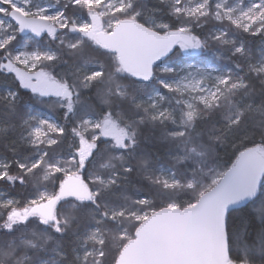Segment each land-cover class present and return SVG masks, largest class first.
I'll list each match as a JSON object with an SVG mask.
<instances>
[{
	"label": "snow or ice",
	"instance_id": "6c2138e0",
	"mask_svg": "<svg viewBox=\"0 0 264 264\" xmlns=\"http://www.w3.org/2000/svg\"><path fill=\"white\" fill-rule=\"evenodd\" d=\"M42 33L55 47L40 44ZM255 39L264 44V0H0V71L12 78L0 116L31 145L0 163V181L23 189L21 200L0 196V264H105L108 229L118 249L129 226L170 209L202 226L211 264H264V53L253 62ZM93 45L103 60L88 59ZM213 50L235 70L182 63ZM25 97L60 119L25 110ZM145 127L159 128L167 171L143 151ZM154 198L166 206L154 210Z\"/></svg>",
	"mask_w": 264,
	"mask_h": 264
},
{
	"label": "trees",
	"instance_id": "16d2710c",
	"mask_svg": "<svg viewBox=\"0 0 264 264\" xmlns=\"http://www.w3.org/2000/svg\"><path fill=\"white\" fill-rule=\"evenodd\" d=\"M156 3H157V0H149V7L155 6ZM207 23H208V26L211 27L213 24H218L219 22L210 19ZM27 39L28 38L26 36H23L21 34V36H20L21 44L23 42L27 41ZM71 39H72V37L69 36L66 39V43ZM38 41H40V44L42 46L51 44L53 47H55V45L58 43L57 41H53L47 35L44 36L43 38L39 39ZM96 47L97 46L93 45V48L89 49L88 59L100 58L101 60H103V57H100L99 52L94 50ZM250 48L252 50V55L254 57L253 62H255V59H258L261 56V54L264 53L263 52L264 51L263 50L264 44H262L259 39L251 40L250 41ZM222 54H226V53H222ZM197 55L199 57L203 58L205 61H210L212 63L218 64L219 66H221L223 68L228 69L231 67L234 69V66L232 65L231 61H229L227 59H221L220 55H218L214 50L213 51H204L202 53L198 52ZM65 59H67V57H65ZM61 67L62 66L58 65L57 68L55 69V71H59ZM10 87H12L11 76H9V74H7V73H3L2 71H0V93L6 92L7 89H9ZM257 87H259V86H257ZM21 91H27L29 96L32 95L30 90H23L22 89ZM164 91H167V90H164ZM256 102L259 103V98H257ZM21 103H22L23 107L25 108V110H36V111L46 112V113H49L50 115H54L55 118L60 119V116L58 113H52L45 105L40 104L39 102L28 101L27 97H25ZM173 103H175V102L173 101ZM177 116H179V112H177ZM0 130H4V131H0V157L1 158L7 157L8 159H11L13 146H15L17 148H31V145L24 144V142L21 140V138H20L21 137V129L20 128H17L15 130L8 129L7 125L4 122V118L2 116H0ZM143 132L148 135L147 140L143 139V136L141 137L143 151H145V152H147L153 156L154 160H156V164H157L158 168H163V169L169 168L170 161H169V157H168V154L166 151V146L157 139V137L160 134L159 128L152 130L149 127H145L143 129ZM24 134L26 135V133H24ZM13 141H15V145L12 144ZM6 144L8 145V147H5ZM10 174L14 175L16 173L12 172ZM133 184L136 188L142 189L143 191L149 190L147 182L137 183L136 180H133ZM0 196H3L5 198L15 197V199L21 200L23 198V189H20L18 187V182L16 184H11L10 182L6 184L4 181H0ZM180 199L186 200L187 197L181 196ZM154 204H155L154 210H157V211L161 207L166 206V204L159 198H154ZM248 207L251 208V205H249ZM64 210L65 211L68 210L67 205H65ZM241 214L242 213L239 210L234 212V215L237 219L240 217ZM0 222H2V221H0ZM138 226L139 225H137L135 227L129 226V234H130L131 238L133 237L134 232ZM106 234L108 236L107 243H108V247H109V255L107 257L105 264H113V255L119 256L122 248L131 238L121 241V246L118 249H115L114 248L115 241H113L111 239V237L113 235H119V234L114 233V231L112 229H108ZM73 239L74 238H72V237H68V238H65V240H64V244H65V247H66L68 253H71V249L73 246L72 245ZM234 254H242V252L238 253L236 250H234ZM29 255H31V253H29ZM41 258L45 259V260L51 259L52 254L50 252L49 253H43ZM70 258L74 259V254H72V256Z\"/></svg>",
	"mask_w": 264,
	"mask_h": 264
},
{
	"label": "water",
	"instance_id": "95a60500",
	"mask_svg": "<svg viewBox=\"0 0 264 264\" xmlns=\"http://www.w3.org/2000/svg\"><path fill=\"white\" fill-rule=\"evenodd\" d=\"M44 36L46 33L36 39ZM118 258L119 264H211L212 254L202 226L191 219L182 220L177 210L170 209L139 225Z\"/></svg>",
	"mask_w": 264,
	"mask_h": 264
},
{
	"label": "rangeland",
	"instance_id": "374dc122",
	"mask_svg": "<svg viewBox=\"0 0 264 264\" xmlns=\"http://www.w3.org/2000/svg\"><path fill=\"white\" fill-rule=\"evenodd\" d=\"M51 3H55V0H51ZM28 38V37H27ZM28 40V39H27ZM24 43V42H23ZM23 43L21 44V45H23ZM264 50V49H263ZM264 52V51H263ZM197 53L198 52H196V53H192V55H194L195 57H196V60L195 61H193V60H191V59H185V60H183L182 61V63H192V62H199L200 64H202V65H209V66H212V67H216V68H218V69H221V70H227L226 68H223V67H221V66H219L218 64H215V63H212V62H210V61H205L203 58H201V57H199L198 55H197ZM184 99L185 100H187L188 98L185 96L184 97ZM7 161L5 160V158H1L0 157V163H6ZM169 168H164V170H168ZM10 199V198H9Z\"/></svg>",
	"mask_w": 264,
	"mask_h": 264
}]
</instances>
